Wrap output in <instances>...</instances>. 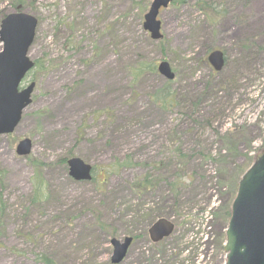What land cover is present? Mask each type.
<instances>
[{
  "label": "rangeland",
  "instance_id": "rangeland-1",
  "mask_svg": "<svg viewBox=\"0 0 264 264\" xmlns=\"http://www.w3.org/2000/svg\"><path fill=\"white\" fill-rule=\"evenodd\" d=\"M17 1L37 20L28 58L40 69L0 137V264H110V241L129 236L121 264H224L237 179L264 149V0L170 4L159 42L142 27L152 0H0V22ZM160 62L172 82L140 72ZM24 139L26 158L15 153ZM65 158L91 166V182H73ZM142 177L152 187L138 194ZM157 220L174 229L154 245Z\"/></svg>",
  "mask_w": 264,
  "mask_h": 264
},
{
  "label": "water",
  "instance_id": "water-1",
  "mask_svg": "<svg viewBox=\"0 0 264 264\" xmlns=\"http://www.w3.org/2000/svg\"><path fill=\"white\" fill-rule=\"evenodd\" d=\"M170 1L153 0L144 16L143 30L153 41L162 38L160 22L156 18L159 10L165 9ZM36 26V19L22 12L9 14L0 23V137L13 133L23 111L31 104L34 84L21 91L19 86L33 68V62L27 54L34 40ZM207 61L215 72H219L224 65L220 51L210 53ZM156 70L165 80H173L174 76L166 62H161ZM31 149V142L24 139L17 144L15 153L18 157H27ZM66 166L68 176L73 181L91 180V167L81 160L69 159ZM172 231V224L159 220L151 226L148 234L152 243H158ZM224 239L225 264H264V149L254 156L252 164L238 182ZM130 243V238L122 242L111 240V264L123 261Z\"/></svg>",
  "mask_w": 264,
  "mask_h": 264
},
{
  "label": "trees",
  "instance_id": "trees-1",
  "mask_svg": "<svg viewBox=\"0 0 264 264\" xmlns=\"http://www.w3.org/2000/svg\"><path fill=\"white\" fill-rule=\"evenodd\" d=\"M185 2H186V0H177V1L176 0H172V4H179L180 5V4H184ZM19 5H20V1H17V3L14 6V9L18 8ZM197 8L199 9V11L203 12L204 11V8H206V6H205V4H198L197 5ZM206 10H207V8H206ZM39 67H40V65L38 64V62H34V69H33V71L40 69ZM155 71H156V69H154V67L151 68V66H148V67L145 66V67H143L141 69L140 72H155ZM167 99H169V95L164 96L163 98L159 99L156 102V105L158 104L157 106H159L160 108L164 109L167 104H170V103L166 102ZM66 160H67L66 158L63 159L62 160V163L65 164L66 163ZM38 165L39 164H37V166ZM117 167H118V165H117ZM119 167H121V166H119ZM241 175H242V173L240 174V176ZM240 176H239V178H240ZM2 177H3V171L0 170V186L2 185ZM36 179L38 180L37 177L35 178V180ZM238 180L239 179H237V181ZM39 185H40V182H38V184H35L34 185V192H36V190L39 187ZM131 187H132V189L134 191H136V193L142 194V193L146 192L147 190H149L152 187V183L149 182L148 177H142L140 180L135 181L132 184ZM173 188H175V190H177V186L174 185V184H173V186L170 185V192H172V193H173ZM236 189H237V185L235 187V192H236ZM2 205H3V201H2V198H1V195H0V209L2 208ZM227 218H229V212H227ZM223 244H224V235L222 236L221 241H220V245H219V251H220V253H222ZM43 261L45 263H47V264H50V262L47 261V260H43Z\"/></svg>",
  "mask_w": 264,
  "mask_h": 264
},
{
  "label": "flooded vegetation",
  "instance_id": "flooded-vegetation-1",
  "mask_svg": "<svg viewBox=\"0 0 264 264\" xmlns=\"http://www.w3.org/2000/svg\"><path fill=\"white\" fill-rule=\"evenodd\" d=\"M128 254H129V251L127 252L126 258H127V256H128ZM126 258H125V260H126ZM125 260H124V261H125Z\"/></svg>",
  "mask_w": 264,
  "mask_h": 264
}]
</instances>
